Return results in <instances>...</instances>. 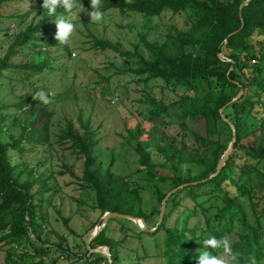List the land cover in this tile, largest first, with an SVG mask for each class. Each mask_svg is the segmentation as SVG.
<instances>
[{
	"label": "trees",
	"instance_id": "1",
	"mask_svg": "<svg viewBox=\"0 0 264 264\" xmlns=\"http://www.w3.org/2000/svg\"><path fill=\"white\" fill-rule=\"evenodd\" d=\"M15 1L22 0H0V7ZM245 1L102 0L104 13L117 9L122 14L134 12L145 18H155L165 13L177 15L185 12L191 26L185 31L176 29L175 33H169L162 43L148 41L143 34L142 43H136L134 51L124 50L120 43L91 34L96 47L117 52L130 66L131 72L142 77L144 83L161 80L167 88L180 86L186 91L178 102V108L182 109L178 117L185 122L182 125L185 136L189 133L195 146L190 147L185 142V158L184 150L177 147L175 140L168 139L164 146L158 147L173 165L175 174L167 176L157 171L149 142L138 141L135 146L142 169L152 180L159 184L170 182L173 185L171 189L190 183L170 197L163 222L152 233L164 232L165 264H197L196 258L202 252L197 241L203 242L207 233L218 239L229 238L231 252L237 255V260L232 261L231 254H227L231 264H251L253 257L256 264H261L264 259V0H252L242 9L241 19L240 5ZM34 2L45 15L37 24L31 23L16 35L7 54L0 59V81L7 71L16 68L26 70L20 81L51 69L48 58L41 62H27L21 67L10 63L11 58L25 48L29 51L23 54L28 57L31 54H47L49 48L59 47L55 39V21L57 16L66 15L65 9L58 6L56 15H49L42 6L44 0ZM82 21L86 24L85 20ZM2 22L0 13V24ZM239 29L237 34L228 37ZM143 48L150 53L148 57ZM219 54L231 61L221 60ZM231 67L233 70L229 73ZM8 78L14 80L12 76ZM46 89L45 86L42 90L36 89L32 96L16 105L19 110L28 107L34 118L28 125L22 126L18 137L11 136L10 141L2 139L3 125L8 116L0 108V250L6 254V264H47L49 261L50 264H57L59 256H53L48 261L51 247L62 254L67 253L64 243L50 244L49 235L44 230V216L39 215L49 189V176L42 173L35 178L37 171L34 169L22 181L25 171L16 174L19 165L13 163L12 151L23 152V142L41 146L50 144L54 110L47 103L34 101L36 94ZM241 89V98L224 112L237 129V142L220 173L202 182L217 171L220 159L233 138V132L221 118L219 110ZM44 94L50 99L48 93ZM37 103L41 106L35 109L33 104ZM148 103L156 107L155 111L151 110L153 117L169 111L167 106L151 96ZM76 122L81 125L79 128L75 127L74 120H68L60 141H69L72 154L84 159L81 179L96 192V208L103 213L120 212L143 218L149 228H155L162 201L168 192L154 187L158 206L150 212L144 210L140 189L132 188L127 181L117 177L111 171L113 163L106 170L96 167L93 154V148L99 144L96 133L89 123L81 124V119ZM190 122L194 127H190ZM184 162L185 165L197 166L199 172L184 178L179 173ZM193 182L198 184H191ZM183 193L191 198L194 208L189 210L182 227L178 225L181 216L175 219L173 226H169L171 216L178 208L176 201ZM39 194H42L43 201H37ZM195 208H199L205 217L204 228L201 223L188 226V222L196 216ZM118 245L107 236L105 226L90 246H110L111 264H119ZM212 251L214 256L225 253L223 248ZM93 255L97 264L103 260V264H110L106 256L90 254L86 249V256L91 259Z\"/></svg>",
	"mask_w": 264,
	"mask_h": 264
},
{
	"label": "rangeland",
	"instance_id": "2",
	"mask_svg": "<svg viewBox=\"0 0 264 264\" xmlns=\"http://www.w3.org/2000/svg\"><path fill=\"white\" fill-rule=\"evenodd\" d=\"M80 2L90 11V0L87 3L83 0ZM38 8L34 0L10 2L0 7L3 17L0 24V59L5 57L19 32L31 23L37 24L42 20L45 12ZM84 8L72 13L65 11L66 18L76 25L69 43H59V47L49 48L47 54H31L28 57L23 54L29 51L25 48L10 60V63L21 67L27 62H41L48 58L51 69L32 75L29 80L20 81L26 70L16 68L7 71L0 81V108L8 116L3 125L4 141H10L11 136L18 137L22 126L28 125L34 118L32 112L27 110L28 107L19 110L17 104L32 96L36 89L42 90L43 86L47 89L42 93H48L50 97L47 104L54 110L50 144L41 146L25 141L24 151H12V155L13 163L19 165L16 174L25 171L22 181L34 169L37 171L35 178L42 173L49 176V189L44 198L39 194L37 201L45 200L39 215L44 216V230L49 235L50 244L64 243L63 247L67 251L62 254L51 247L52 254L48 261L53 256H59L57 264H97L95 255L91 259L86 256V249L104 215L102 210L96 208V192L81 179L84 159L72 154L69 141H60L62 130L69 119L74 120L76 128L81 126L76 122L78 119H81V124H90L99 141L98 146L93 148L96 167L106 170L113 163L111 171L117 177L127 181L132 188L140 189L142 207L148 212L158 206L154 187L169 192L173 185L170 182L159 184L143 171L135 151L138 141L149 142L157 171L167 176L175 174L173 165L159 152L158 147L164 146L168 139L175 140L177 147L184 150L185 158V142L190 147L195 146L189 133L185 136L182 127L185 122L178 117L182 114L178 102L185 94V89L180 86L167 88L161 80L144 83L142 77L131 72L130 66L117 52L96 47L95 39L91 36L93 34L120 43L122 49L134 51L135 44L142 43L143 34H146L148 41L162 43L176 29L185 31L190 28L191 21L187 13H165L160 17L145 18L138 13L122 14L117 9H111L105 13L101 22L94 23ZM145 52L148 57L150 53ZM149 96L162 102L169 111L153 117L151 110L155 111L156 107L148 103ZM33 106L37 109L41 105L37 103ZM190 127H194L191 122ZM41 162L43 164L40 165ZM198 172L197 166L185 165L184 162L179 173L185 178ZM176 203L178 208L171 216L169 226H173L175 219L181 216L178 225L182 227L194 203L185 193L180 195ZM195 209L196 216L188 222V226L201 223L204 228L205 217L199 208ZM106 226L107 236L119 244V264H165L164 232L157 235L141 233L142 230L135 222L124 218H114ZM204 237L207 239L210 234ZM197 245L200 251L205 250L203 242L197 241ZM207 251L214 253L211 248ZM5 256L0 250V264H6ZM216 256L224 257L226 264H231L226 253H218ZM261 264H264V259Z\"/></svg>",
	"mask_w": 264,
	"mask_h": 264
},
{
	"label": "clouds",
	"instance_id": "3",
	"mask_svg": "<svg viewBox=\"0 0 264 264\" xmlns=\"http://www.w3.org/2000/svg\"><path fill=\"white\" fill-rule=\"evenodd\" d=\"M102 0H90L91 11L84 8L83 3L80 0H44L43 8L47 9L49 15H56L57 7L62 6L66 12L72 13L73 11L79 10L81 7L85 9V12L91 18V22L99 23L104 18V11L101 9ZM57 32L55 39L61 44H67L70 42L76 31V25L71 22L70 19L66 18L64 15L57 16L55 21ZM34 99L39 100L43 103H48L47 96L44 93H37ZM205 250L200 252L197 259V264H226V260L221 256H214L209 251L208 248L213 250L223 248L226 254H231V260L236 261L237 255L232 254L231 245L228 237L217 238L211 236L203 241ZM251 264H256V260L253 257L251 259Z\"/></svg>",
	"mask_w": 264,
	"mask_h": 264
},
{
	"label": "water",
	"instance_id": "4",
	"mask_svg": "<svg viewBox=\"0 0 264 264\" xmlns=\"http://www.w3.org/2000/svg\"><path fill=\"white\" fill-rule=\"evenodd\" d=\"M251 2H252V0H246L245 2H243L240 5L239 15H240L241 19H242V9L245 6L249 5ZM239 31H240V29L232 32L228 37H231V36L237 34ZM227 41L228 40L226 39L225 43H227ZM219 57L223 61L224 60L229 61V62L231 61V59L226 58L223 54H219ZM232 70H233V68L231 67L230 70H229V73ZM242 94H243V89L240 90V92L238 93V95L234 99H232L230 102H228L224 107H222L219 110L221 118L231 128V130L233 132V138H232V141L230 142L228 148L226 149V151L224 152L223 156L220 159L217 171L214 174H212L208 179H204L202 182H206L209 179H213L214 177H216L220 173V171L222 170L223 166L225 165L226 160L228 159V157L230 156L231 152L234 149V145L237 142V129H236L235 125L229 119L226 118L224 112H225V110L227 109L228 106L232 105L234 102L239 100L241 98ZM191 184H198V182H193ZM188 185H190V183H185V184L180 185V186H178L176 188H173L172 190H170L167 193V195L164 197V199L162 201V205H161V208H160V215H159L158 225L155 228H152V229L147 226L146 221L143 218H138V217H134V216H131V215H125V214H121V213H118V212L106 211L104 213L103 217H102V221L97 226V230L95 231L93 237L87 243V247H88L90 253L102 254V255L106 256L109 259L110 264H111L112 255H111L110 247H108V246H99V247H96V248H91V246H90L91 243L94 241V239L99 235V233L107 225L108 221H110L111 219H114V218L128 219V220H131V221L135 222L142 231H144L146 233H153V232H155L158 229V226L163 222L164 215H165V210H166V204H167L168 200L170 199V197L172 195H174L175 193H177L178 191L184 189Z\"/></svg>",
	"mask_w": 264,
	"mask_h": 264
}]
</instances>
